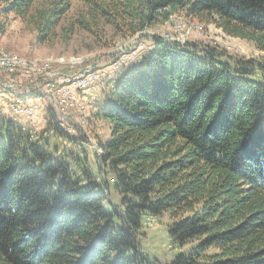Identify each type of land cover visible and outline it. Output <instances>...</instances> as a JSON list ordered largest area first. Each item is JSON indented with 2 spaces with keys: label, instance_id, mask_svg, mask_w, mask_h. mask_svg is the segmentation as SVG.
<instances>
[{
  "label": "trees",
  "instance_id": "obj_1",
  "mask_svg": "<svg viewBox=\"0 0 264 264\" xmlns=\"http://www.w3.org/2000/svg\"><path fill=\"white\" fill-rule=\"evenodd\" d=\"M34 2L0 0L1 12L24 19ZM88 5L130 35L179 14L264 51V0ZM69 9L41 11L40 40ZM151 41L89 112L109 129L94 171L51 108L46 131L72 148L51 150L0 114V264H264V68L214 45ZM165 211L171 243L188 246L170 263L140 244L143 216Z\"/></svg>",
  "mask_w": 264,
  "mask_h": 264
},
{
  "label": "rangeland",
  "instance_id": "obj_2",
  "mask_svg": "<svg viewBox=\"0 0 264 264\" xmlns=\"http://www.w3.org/2000/svg\"><path fill=\"white\" fill-rule=\"evenodd\" d=\"M57 1L35 0L30 14L24 19L13 12L2 13L0 5V27L3 26L0 28V50L32 64L48 66L52 73H73L84 65H92L96 70L105 73L89 77L87 79L89 82L81 87L78 84L72 86V94H76L74 102L80 107L79 113L71 106L65 109L57 108L55 99L46 96L44 86H34L35 81H30L26 75L2 72L0 79L11 77L13 83L10 85L0 83V95L11 96L13 101L0 100V114L13 118L18 123L21 122L39 137L49 136L47 140L51 150L57 148L63 151L72 148V144L66 139L46 131L48 118L46 111L47 108H51L60 125L84 147L89 166L94 171L95 164H98L97 155L100 154L97 142L108 138L109 129L103 120L87 119L90 117L89 112L92 114L101 104L103 93L105 89L107 90L105 82L109 78L116 79L117 75L124 72V68L153 47L151 41L153 32L163 41L164 38L171 40V35L162 33L172 29L171 25L162 23L148 29L149 33L141 34L138 31L130 35L128 32L119 31L113 23H107L99 12L92 11L88 5L89 0H69L68 12L61 17L58 25L40 40L37 22L41 11L48 9ZM169 22L184 23L180 29L185 32L187 28L189 31L185 44L194 42L200 45H214L233 58L252 61L264 68L263 50L250 41L226 34L212 22H201L179 14L172 16ZM254 79L261 80V77L254 76ZM60 86L57 83V87ZM62 88H69V81H62ZM15 98H19L18 104L28 103V109L42 111H35V116L31 117L30 110L13 108ZM80 118L81 124L77 122ZM114 200L118 201L117 194ZM169 223L170 217L166 211L157 216L144 215L142 218L141 248L145 254L161 263L172 262L179 253L186 252L188 248V246L179 248L171 243L167 232Z\"/></svg>",
  "mask_w": 264,
  "mask_h": 264
},
{
  "label": "built area",
  "instance_id": "obj_3",
  "mask_svg": "<svg viewBox=\"0 0 264 264\" xmlns=\"http://www.w3.org/2000/svg\"><path fill=\"white\" fill-rule=\"evenodd\" d=\"M166 24L171 25L172 31L166 33L171 35V42L174 44L184 45L187 42L189 31L183 32L180 28L183 27L184 23L168 22ZM183 29V28H182ZM150 30V29H149ZM139 33H149L148 29L139 30ZM151 38L157 33L151 34ZM117 65V64H116ZM51 68L48 66L32 64L29 61L21 60L20 57L15 56H5L0 55V76L2 72L6 74H16L20 73L26 75L30 81L34 80V86H44L46 89V96L55 99L56 107L58 108H68L69 106L73 107L72 109L80 113V107H78L76 102V94H72V86L74 84L82 83L83 77H93L97 74L105 73L103 71L96 70L92 65H84L77 71L68 74H62L60 72L52 73L50 72ZM37 81H39L37 83ZM62 81H69V88H62ZM0 83L3 84H12L13 80L11 77H4L0 79ZM57 83L61 86L57 87ZM0 100L13 101L11 96L0 95ZM75 101V102H74ZM13 108H22V110H30L31 117L35 116V111H42L41 109H28V103L17 104L13 102ZM71 109V108H70ZM81 124L80 121H77Z\"/></svg>",
  "mask_w": 264,
  "mask_h": 264
},
{
  "label": "bare ground",
  "instance_id": "obj_4",
  "mask_svg": "<svg viewBox=\"0 0 264 264\" xmlns=\"http://www.w3.org/2000/svg\"><path fill=\"white\" fill-rule=\"evenodd\" d=\"M163 40V39H162ZM164 41L165 42H169V43H173V42H171V40H169V39H166V38H164ZM0 55H5V56H15V57H17L16 55H14V54H11V53H8V52H6V51H3V50H0ZM89 77H83L82 78V83H80V84H78V86H83L85 83H88L89 81H87V79H88ZM19 98H15L14 99V103H19Z\"/></svg>",
  "mask_w": 264,
  "mask_h": 264
},
{
  "label": "crops",
  "instance_id": "obj_5",
  "mask_svg": "<svg viewBox=\"0 0 264 264\" xmlns=\"http://www.w3.org/2000/svg\"><path fill=\"white\" fill-rule=\"evenodd\" d=\"M20 124H22L21 122H19ZM23 125V124H22Z\"/></svg>",
  "mask_w": 264,
  "mask_h": 264
}]
</instances>
